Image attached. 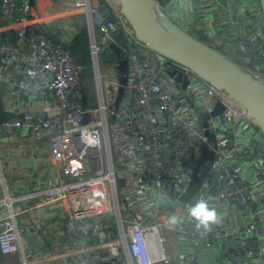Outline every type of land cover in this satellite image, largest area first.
Masks as SVG:
<instances>
[{"label":"built area","instance_id":"built-area-1","mask_svg":"<svg viewBox=\"0 0 264 264\" xmlns=\"http://www.w3.org/2000/svg\"><path fill=\"white\" fill-rule=\"evenodd\" d=\"M67 7L89 13L99 107L83 104L81 66L63 44L28 30L30 0H0L1 18L15 31L12 41L0 43V80L11 63H21L11 91L20 112L0 119V142L10 134L42 140L61 172L44 186L12 194L0 158V254H18L19 264H264V134L245 108L137 40L117 0L97 6L75 0ZM161 8L182 30L264 79L259 0H166ZM119 27L129 37L121 94L117 60L100 63L108 44L98 40L113 39ZM165 61L187 77L185 87L165 73ZM213 97L226 109L209 113L202 127L212 142L198 129V110H209ZM201 145L214 150L212 159H199ZM200 198L218 214L207 226L188 211ZM26 201L45 207L48 217L66 211L75 241L51 253L24 248L22 232L31 226H20L19 217Z\"/></svg>","mask_w":264,"mask_h":264},{"label":"crops","instance_id":"crops-1","mask_svg":"<svg viewBox=\"0 0 264 264\" xmlns=\"http://www.w3.org/2000/svg\"><path fill=\"white\" fill-rule=\"evenodd\" d=\"M70 1L75 0H34L29 29H40L50 41V36L53 35L54 41L62 44L83 24L87 27L86 12L82 8H68ZM82 3L83 0H80V4ZM90 4L97 6L100 1L90 0ZM13 35V26L5 25L0 20V40L10 39ZM10 66L7 68L6 78L0 80V119L12 118L20 112L12 102L11 91L18 79L21 63L17 59ZM43 147L42 140L17 139L13 134H10L5 143L0 144L1 164L9 193L34 190L44 186L50 179L61 177L55 161L48 152L42 151ZM32 204V201L23 202L22 205L28 207L27 212L19 217L20 226L26 222L34 224L31 231L22 232L21 242L24 248H30L31 245L51 253L63 242L75 241L77 235L67 226L66 211L62 213L59 209L55 212L51 210V216L48 217L45 207H32ZM0 255L6 257L0 264H17L12 261L16 258L19 264L18 254Z\"/></svg>","mask_w":264,"mask_h":264},{"label":"water","instance_id":"water-1","mask_svg":"<svg viewBox=\"0 0 264 264\" xmlns=\"http://www.w3.org/2000/svg\"><path fill=\"white\" fill-rule=\"evenodd\" d=\"M101 2L103 0H100ZM119 10L130 27L134 37L145 43L151 50L161 54L168 61H176L191 69L200 78L212 84L228 97L245 108L255 124L264 134V79H258L243 66L206 42L192 36L172 22L160 9L157 0H117ZM264 22V0H259ZM33 5L34 0H30ZM108 46L118 56L116 67L119 71L121 94L126 83L127 58L123 48L114 40ZM14 64V62H13ZM13 64H10L12 67ZM164 71L180 87H185L187 77L176 68L164 62ZM119 97V95H118ZM117 103V101L115 102ZM197 109V107L195 106ZM226 105L213 97L209 110H198V129L213 142L212 133L202 129L209 113H221ZM86 114L83 121H87ZM214 150L200 146L199 159H212Z\"/></svg>","mask_w":264,"mask_h":264},{"label":"trees","instance_id":"trees-1","mask_svg":"<svg viewBox=\"0 0 264 264\" xmlns=\"http://www.w3.org/2000/svg\"><path fill=\"white\" fill-rule=\"evenodd\" d=\"M166 1V0H165ZM157 2L161 5L164 3V0H157ZM106 3V2H105ZM110 17H113L112 13H109ZM35 31H38L37 28H33ZM86 25L83 24L75 33H73L71 36L68 37L67 40L63 41V46L67 49V51L71 54L74 61L81 66V73L80 75L94 76V72L92 69V58L90 53V46H89V35L86 30ZM14 35L12 38H6L5 41L13 40ZM52 41H54V36H50ZM114 41H116L119 45H121L123 48L127 47L129 44V37L124 31L123 27H119L117 32H115L112 36ZM200 40L205 41V38L201 35L199 36ZM102 43H106L109 40H106L107 38H103ZM4 41V40H3ZM0 42H2L0 40ZM118 59V56L113 52V50L110 49L109 46L106 45V47L100 52L99 54V60L100 63L103 65H108L116 62ZM83 93H84V87H82ZM83 104L88 105V101L86 99L85 93L83 96ZM201 178V175L198 176L197 179H194V182H197ZM121 184V179L119 180ZM6 257L0 255V262L5 261ZM15 260V259H14Z\"/></svg>","mask_w":264,"mask_h":264},{"label":"rangeland","instance_id":"rangeland-1","mask_svg":"<svg viewBox=\"0 0 264 264\" xmlns=\"http://www.w3.org/2000/svg\"><path fill=\"white\" fill-rule=\"evenodd\" d=\"M100 1V0H99ZM165 1V0H164ZM159 4V3H158ZM33 6V5H32ZM159 7L160 9L162 10L161 8V5L159 4ZM32 12H33V9H32ZM86 12V11H85ZM87 14H89L88 12H86ZM165 13V12H164ZM32 14V13H31ZM30 19H31V15L29 16ZM169 18V17H168ZM170 19V18H169ZM0 20H2V22H5V25H9L10 22H7V21H4L5 19L4 18H1V14H0ZM171 20V19H170ZM172 21V20H171ZM173 22V21H172ZM87 33L89 35V21H88V18H87ZM28 30H31L28 28ZM95 33H97V26H95ZM14 35H15V31H14ZM98 39V38H97ZM89 40H90V37H89ZM100 41H103L104 39L102 37H99ZM113 40V39H111ZM8 41H12V40H8ZM110 41V40H109ZM206 41V40H205ZM3 42H7V41H2L0 43H3ZM89 44H90V41H89ZM90 46V45H89ZM121 46V45H120ZM122 47V46H121ZM92 69H93V65H92ZM81 73V72H80ZM79 82L80 84L82 85V87H84V93H85V96H86V99L88 101V105H93L94 107H99L100 103H99V98H98V95H97V89H96V83H95V78L94 76L92 77H89V76H82L80 75L79 76ZM84 96V94H83ZM82 100H83V97H82ZM28 140H33L35 138L33 137H29V138H26ZM8 140V139H7ZM6 140V141H7ZM23 140V139H22ZM36 140V139H35ZM5 143V141L3 142H0V144H3ZM45 150V146L42 148V151ZM116 172H117V175L119 176L121 174V169L120 168H117L116 169ZM48 179V178H47ZM51 180V179H50ZM120 180V179H119ZM49 181V180H48ZM47 181V182H48ZM117 187L120 188L121 186L119 185V182H118V179H117ZM194 185H192V188L185 194L183 195L180 200H179V203H183L185 202L189 197L190 195L192 194V191L194 190ZM24 224H30L31 228H34V224L33 223H30V222H26ZM25 232H26V229H25ZM49 251V250H47ZM12 261H15L17 264H18V259L16 258L15 260H12Z\"/></svg>","mask_w":264,"mask_h":264},{"label":"clouds","instance_id":"clouds-1","mask_svg":"<svg viewBox=\"0 0 264 264\" xmlns=\"http://www.w3.org/2000/svg\"><path fill=\"white\" fill-rule=\"evenodd\" d=\"M188 211L189 214L197 220L198 225L202 224L207 226L210 221L218 219L216 209L210 205L208 200L205 198L198 199L189 207ZM177 219L178 217L175 215L170 217L171 222H176Z\"/></svg>","mask_w":264,"mask_h":264}]
</instances>
